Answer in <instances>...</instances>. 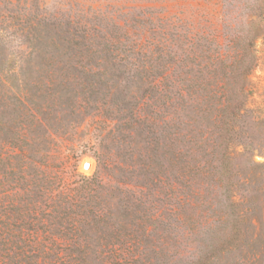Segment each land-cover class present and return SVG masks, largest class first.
<instances>
[{"label":"trees","instance_id":"1","mask_svg":"<svg viewBox=\"0 0 264 264\" xmlns=\"http://www.w3.org/2000/svg\"><path fill=\"white\" fill-rule=\"evenodd\" d=\"M168 1L24 0L0 21V264L263 263L264 0ZM95 113L111 127L85 174L62 142Z\"/></svg>","mask_w":264,"mask_h":264},{"label":"rangeland","instance_id":"2","mask_svg":"<svg viewBox=\"0 0 264 264\" xmlns=\"http://www.w3.org/2000/svg\"><path fill=\"white\" fill-rule=\"evenodd\" d=\"M23 1L0 0V21L18 19L20 17L18 9L23 5ZM164 10L169 14H179L178 11H184L185 17L197 18L199 16V14H195L197 11H194L198 10L195 1H168L164 6ZM208 10L213 11V6L210 5ZM254 49L257 59L256 65L249 75L251 90L249 98L251 103L249 106L258 107L264 111V35L255 40ZM110 127L109 121H106L102 115L95 113L84 119L78 126L77 131L68 140L65 139L62 142L63 149L66 145L74 148L75 153L78 155L77 169L79 171L85 174L93 173L97 164L96 155L102 151L103 145L106 143L105 136ZM63 149L62 151H64ZM255 159L263 161L264 156L256 155ZM87 161L90 163V167L84 169L83 163ZM262 262L264 264V261Z\"/></svg>","mask_w":264,"mask_h":264},{"label":"water","instance_id":"3","mask_svg":"<svg viewBox=\"0 0 264 264\" xmlns=\"http://www.w3.org/2000/svg\"><path fill=\"white\" fill-rule=\"evenodd\" d=\"M89 167H90V163L88 161L83 163L84 169H88Z\"/></svg>","mask_w":264,"mask_h":264}]
</instances>
